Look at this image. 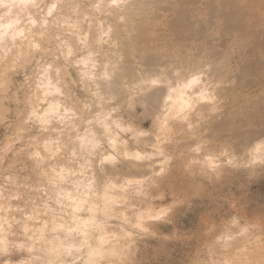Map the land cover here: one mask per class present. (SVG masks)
<instances>
[{"label":"rangeland","instance_id":"rangeland-1","mask_svg":"<svg viewBox=\"0 0 264 264\" xmlns=\"http://www.w3.org/2000/svg\"><path fill=\"white\" fill-rule=\"evenodd\" d=\"M63 1L66 2L65 4H68V3H71L73 0L72 1L71 0H63ZM63 1L59 2V4L63 3ZM79 1L80 0H78V1L74 0L73 3H71V4H74L75 2L79 3ZM82 1L83 2L80 1L79 4L83 3L84 4L83 6H88L85 9L88 11V13H90L88 9H89L91 4H89V2L87 0H82ZM175 1H176V3H175L176 6L173 5L172 9H174V10H172V11L170 10L169 13L166 12L167 11V9H165L166 7L162 8L161 5H158V8L156 6L153 10H151V9L149 10L148 9L149 7H148L146 12L143 11L144 13L147 14L146 17H143V20H144V18H146L145 19L147 21L146 24H148L149 26H152V25L156 26V22H157V25L160 24V27L159 28L157 27L155 30V33H154L155 35H153L152 33L148 34L147 33L148 30L146 32L144 29L146 26H144V25L142 26L141 24H139V22L142 18L141 16L134 18V20H136V21L139 20L137 25H139L138 27H140V26L141 27L138 28L137 31L135 30V32H133V34H131L132 32L129 34V35H133V36H129L127 34L125 36L124 33H123L124 35L121 33V32H123V30L119 31V29H122V27H124V28L126 27V30H127L128 25L126 26L124 23L128 24V22H125V21L123 23L121 22V24L122 25L124 24L125 26L124 25L122 26L120 24V21H116L115 19H114V21H115L114 22L113 19L110 18V16H108L109 13L107 11H106V13H108V14H106V15H104L105 14L104 13V14H101V16H100L101 12L99 13V11H98V13H95L96 15L95 14L93 15V16H95L93 18H96V20H99V22L101 21L102 31H105L107 26L110 27L112 25L111 29L109 28L110 32L106 31V32L110 33V34L107 33V35H110L107 38L111 37V34H112L111 30L114 27L113 26L114 24L117 25L116 33L118 35L121 34V35H119L120 37H118L117 34H116V36L113 34L114 39L116 41L113 39V36L111 39L114 40V42L110 38L106 39L105 38L106 34H105L104 38L106 40H108V42L106 41V43H102L103 45L101 44V45H97V47L95 46L96 47V48H94L95 51L96 50H97L96 52H98L99 50L100 51L98 52V54L96 52L95 53L93 52L94 55L93 54L91 55V56H95L97 54L98 58L96 56L93 59L91 56L88 55V58L91 57L90 59H92L93 61L95 60L96 62H98V60H100L99 62H101V64H99V62L97 63V64H99L98 69L96 70L98 72V73L96 72L97 75H99L101 73V71H104V72L107 71L108 72L107 68L110 69L109 73L112 71L113 72L117 71L120 68V65H118V64L124 62V60H122L123 58L124 59L126 58L128 63L125 61V63H127V65L124 63L125 65L121 64L122 65L121 67H123V66L128 67V65H130V63H129L130 61H131V64H135L136 62H138L140 60L139 57L142 54L140 49H142L144 51L143 48L147 45V44L142 43L144 41H145V43H146V41L147 42L149 41L148 45L153 43L152 45H154L155 48L158 47L156 45L158 43H159V45L161 43L164 44V45L163 44L160 45V48H161L160 50H164V52L162 51L163 53L161 52L162 55H160V53L158 55L155 54L156 56L160 55L159 58L157 57V59H161L164 56L161 60H155V55H153V54L151 55L150 52L147 53L149 59H150L149 55L152 56L151 57V58H153L152 61H154L155 64H159V63L161 64L163 61L165 62V60L169 59L168 53H170V52H168V50L166 51L165 47H167V48L173 47V48H175L176 52H178V51L180 52L185 47L193 48V47L197 46L199 49L203 47L202 48V50H203L202 59L205 60L204 61L205 63L203 62L204 64H202V66L198 63V65L195 66L196 69H195V67L194 68L192 67V69L194 71H196L197 68L199 67V65L201 66V68L204 67V69H202V70L205 72H202L201 69L199 70V72L197 71L198 73H204L203 74L204 78L208 77L209 75H212L213 72L222 69L220 86L224 89L220 93L223 96V98H219L217 96L216 91H213V90L210 91L211 100H209L205 104L208 107V109H205L201 112H196L195 110H192V111H190V114L186 117V120H185V118L183 120H176L173 117H170V119L168 120V122H169L168 125H170L171 128L169 127L170 130H168L167 133H164V135L158 136V140L160 141L158 146L161 149V150L159 149V152H161V153L160 154L158 153L155 157V159L161 158V160H162V163L158 162L156 165V167L157 166H158V168L160 167L158 169L159 171L162 170L160 173L161 175H158L159 177L156 180V185H154V186L151 185V186L145 187L144 190H145V192H147V195L144 197V201L143 200L142 201L133 200V201H131V203L135 204L133 206V208H130V209L127 208L126 209L127 212H129V213L133 212V210L137 211L138 209H143L142 207H144V209H145L148 205L147 203L152 202L154 200L153 198L156 197V200H154V202L156 201V203L159 206V208L156 211L157 212L163 211V213L161 214V216L159 218H157L155 220L154 219L148 220L147 221L148 229L146 228L145 230H142L143 233L141 232V230L139 232L138 229H135L128 224H125V227H127V229H131L130 231L132 233V238H129V239L127 238L125 240L124 239L122 240V242L124 244L125 243L129 244V246L127 244L125 247L126 248L125 258H124V260L112 258L111 259L112 261H110V262H111V264H114V263H116V264H257V263L258 264H264V148L260 149V150L259 149L256 150V148H257L256 144H262L264 147V61H263L264 60V51H263L264 50V0H230V2H229V0H224L225 2L223 0H195V1L194 0H187V2H185L186 0L185 1L180 0L179 2H178V0H175ZM231 1H232V3H231ZM76 3H75V5H76ZM59 4H58V6H59ZM180 4H181V6H180ZM63 5H60L56 9V11ZM77 6L79 7V5H77ZM80 6H82V5H80ZM117 6H118V4L113 5L112 8H114V7L116 8ZM183 6H186V8ZM231 6H233V7H231ZM91 8H93L92 5H91L90 9ZM156 8L158 9V11ZM183 9H186V11ZM192 9H193V11H191ZM79 10H80V8H78V11ZM86 10L84 12L87 13ZM189 10H190V12H189ZM231 10H232V12H231ZM81 11H79L80 15H82L83 18L85 17L84 19L82 18L84 20V22L81 23V26L83 28L82 32H81L82 33L81 36L84 37L85 34L87 35L88 30H89V28L88 29H85V28L87 27V25L90 26V24H89L90 21H93V20L95 21V19H93L90 16L88 17L87 15H89V14L85 15L86 13L81 12ZM91 11L93 12V9ZM173 11L174 12L178 11V12L174 13ZM181 11H185L186 13L181 12ZM92 12H91V15H92ZM94 12H97V11H94ZM180 12L182 14L185 13L187 16H188V14H190L188 16L190 18L188 19V17H186V15L184 14L182 16L183 18L182 17L181 18L182 19L186 18V19H184V20L178 19V18H180L179 17V14H181ZM152 13H153V15H152ZM156 13H157V15H156ZM222 13H224V14H222ZM154 15L156 17H159V18H156ZM176 15H178V16L176 17ZM72 17H74V16H72ZM97 17H100V18L98 19ZM103 17L107 18V20ZM151 17L153 20L151 19ZM171 17L174 18V19L172 18L173 22L171 20ZM147 18H148V20H147ZM69 19H71V18H69ZM69 19H67V20H69ZM79 19H81V18H79ZM104 19L106 20L105 23H107V24H103ZM88 20H90V21H88ZM109 20H111V21H109ZM211 20H213V21H211ZM170 21H171V23H170ZM179 21L180 22H182V21H186V22L188 21L189 22V23L187 22L188 27H189L188 28L189 31L185 29L187 27V26L185 27V25H184V24H187L186 22L179 23V24L184 25V26H182V27H184V29H181V26L175 27L176 30H178V28H180V30H182V34L184 36H180L179 35L180 33L177 35V33L174 32L175 31V29L173 28L175 26L174 23L175 22L178 23ZM202 21H204V22H202ZM87 22H89V23H87ZM111 22H112V24H110ZM113 22H114V24H113ZM66 23H68V22H66ZM96 23L98 24V22H96ZM96 23H95V25H96ZM65 24H63L62 28L63 27L65 28V26H68ZM119 24L121 27L118 26ZM163 24H165V25L162 26ZM231 24H233V25H231ZM105 25H107V26L105 27ZM247 26H248V28H247ZM103 27H104V29H103ZM193 27H194V29L196 28L197 32H199L201 34L200 37L198 35L199 33L195 32L196 29L194 30ZM172 29H174V30L172 31ZM58 30H57V28L55 30H53L54 33L51 30L52 31L51 36L53 39L50 36L51 32H48L49 36L48 35L47 36L49 38H51L50 39L51 41L48 38H45L46 36H44L40 39L41 48L39 46V49L45 48V52H47L48 54L45 53V55H44L43 50H39V52H38V50L36 49V50H34L35 55L33 54L34 51L31 53L34 55V57H30V54H29L27 56V58L26 57L24 58L25 59L24 61H23V59H21L22 61L16 59V62H15V60H13V59L11 60V58H13V57H11V58L7 59L9 61L6 60L8 63L7 64L5 61L0 60L2 62V63H0V67L3 65L0 68V74H2V72L5 73V71H3L4 69L5 70L6 69L8 70V68L13 69V67L15 65L17 66V64L21 63L20 67L18 65L19 69H18V67L16 68V66L14 68L18 71L11 69L12 71L8 70L9 74L7 72L5 73L6 77L4 74H2L3 75V76H1L2 78L0 77V79H1L0 83H1V81H2V83L4 81V84L6 83L5 85H8V90H7V88L2 83H1L2 85L0 84L1 85L0 90H2V91L6 90L7 91L6 93H4V91L3 92L0 91V93H1L0 94L1 95L0 96V102L1 101L4 102L2 104L5 106L6 109H9L7 112L5 110V108L4 109L2 108L3 105L0 104V108H1L0 109V113H1V115H0V149H1L0 150V158H1L0 159V190L2 192V196L4 195L3 198H2V196L0 197V205H2L4 203L2 205V207L7 208V205H9L8 203L10 201V206L15 207V209L13 208L9 212L6 210L7 211L6 214L10 213L9 217L10 218L12 217L11 218L12 221H14L13 218H15V221H17V223L15 221L12 222L13 223L12 224V231L13 232L9 236V241L11 242L13 240V242H11L12 244L9 242L10 246L8 245V248H7L8 251H7V249L6 250L1 249L3 252L5 251L3 253L0 250V264H6V262H8V261H10L9 264H11V262H12V264H14L15 262H16V264H19V263L31 264L33 262V260L34 261L36 260V261L33 262L32 264H44V261H42L43 262L42 263V262L38 261V259H35V258L34 259L32 258V260H31V257H30L31 252L29 255L28 249L26 248L27 246L25 247L27 249V252H26L25 248H24L25 250L22 249L26 245L25 242L29 243V241H31V240L28 239V236H25V232L23 230H21L22 227H20L25 221H27L29 219V218H27V217H29V215L31 216L32 214L33 215L37 214L38 211H42L44 208V205H46L49 202L52 203V199H53L52 197H55V196H52V194H53L52 190L54 188L52 187V185H49L50 183L47 184L48 183L47 177L45 176L46 177L45 178L42 175L43 164H41L40 158L35 156L32 152H34L35 150L37 151V148L41 152L40 148L42 146H40L41 145V142L39 141L40 138H41L40 140L42 141V139L48 138V136L53 137L56 135L54 132H52V133L50 132L48 134L47 133L45 134L44 131H43L44 134L41 133V135H40V132H42V129L40 128L41 126L39 124H34V126H33V124H32L33 127H31V125H30L31 123H30V120L28 118V114H25V113H28V112H25V111H27L26 98L28 97V91L30 92L31 90L34 89L33 87H35V85L37 83V77L39 76V68L41 67L40 65L38 66L39 61H41L40 62V63H42L41 65H43L44 63L47 64L48 62L53 64V62L55 61V63L57 62L56 64H54L55 67H56V65L57 66L59 65L63 68L60 76L64 73L63 72L64 69H67L68 72L66 71V73L70 74L71 78L69 77V75L68 76L65 74H64L65 76L62 75L63 77H65L63 79V82L65 81L64 83H67V87L64 86L63 88L67 89L65 91V93L71 89L70 92L68 93V94H71L69 96L70 100H68L69 105L71 106L72 105L71 103L74 102V105L77 104L75 106L76 110H77L78 106H79V108H78L79 111L82 108L85 110L84 111L82 109L81 113H80V115L83 114L82 116H83V118H85L84 120H83L82 116L80 118V115L77 112V114L79 115L77 120L81 123L77 122V120L75 122H77V124L79 123L83 126L82 127L81 125H78V129L80 130V132H85L86 129L89 128L88 123H85V120H87L86 122H88L89 121L88 118L90 119L93 112H94V115L99 113L100 111H98V109L100 107V104L101 105L104 104V101L108 97V94H107L108 90L106 89L107 86H104V84L101 85V83L106 82V80L103 79L102 80L103 82L100 81L101 83L97 82L98 80H101L104 77L97 78L96 83L94 82L95 85H94L93 81L92 82L91 81L88 82V80H85V82L82 81L83 80L81 78L82 75L79 77V75H80L79 73H81L80 72L81 67L78 64H74L75 62L73 63L72 61H75L76 57L78 58L77 60H79V58H82V56H84V52L86 50L84 51V49H81V51L79 50V51L75 52L76 54H70V55L66 54L67 52L65 50H67V49H66V46L64 45V42H65V39L68 35V32L64 31L63 29L60 30L59 28H58ZM84 30H87V31H84ZM138 30H141V31H139V33L144 31V34L145 33L147 34V35L145 34V40L144 41H143L144 38H140V39H142V41H141L142 45L141 46H140V43L138 42L140 39L135 38L136 36L134 37V35L139 34V33H136V32H138ZM184 30H186L185 31L186 33L184 32ZM204 30H206L207 32L205 31V33H204ZM171 31H172V34H175V35L171 34L169 37H166L169 35V33H171ZM56 32H60L62 35L59 34L61 36L56 37L55 36L57 34ZM193 32H195V33H193ZM127 33H129V32L127 31ZM157 33L159 34L160 39H154V41H152V39L146 40V37L148 38L149 36H151V37L156 36ZM229 33H231V34H229ZM63 34H65L66 37H64ZM186 34L187 35L189 34V35L187 36ZM193 34H195V35L193 36ZM225 34H228V35H225ZM234 34H236V35H234ZM69 35H68V37H70V39L67 37L69 40H72L71 38H73V36H75L74 37L75 39L77 37L76 35H72V37H71L70 33H69ZM62 36L64 37V39ZM122 36H124V38H125V39H123V41L126 39L128 40L130 38L132 39V37H134L132 40H134V41L136 40V43L139 45H136V43L134 41L132 42L130 40L131 42H128V44L130 43L129 44L130 46L132 44H134L133 46H131L133 49L131 47H129L128 45H126L127 42L124 43L125 46H124V44L122 46V44H121L122 42H120V41H122ZM176 36H177V38H176ZM195 36H196V38H195ZM116 37L118 39L121 38V40L119 39L120 44H118V39ZM138 37H139V35H138ZM181 37H185L184 38L185 41L181 42V40H180L181 44H179L178 40H176V39H178V38L183 39ZM201 37H203L204 39ZM227 37L230 40H228ZM58 38H60L61 41L58 40ZM187 38H188V40H187ZM220 38H221V40H220ZM43 39H45V40L47 39V40L45 41ZM62 39L64 40V42ZM68 39H66V41H68ZM105 39H104V42H105ZM198 39H200V40H198ZM201 40H202V42H201ZM241 40H243V41H241ZM244 40L246 41V44L244 43L245 42ZM82 41H84V39ZM110 41L115 43V46H113V43ZM227 41H228V43L224 44V42H227ZM61 42L63 43V45L60 44ZM109 42L111 43V45ZM116 42L121 47H119L116 44ZM164 42H168L169 44H165ZM170 42H173V44H171L172 47L170 46ZM185 42H187L188 44ZM58 43L60 46L61 45L64 46V47L61 46L62 49L65 48L64 52L62 51V49H61V51H59V49L61 47L58 46L59 48H57ZM183 43L185 44L184 47H183ZM205 43H207V44H205ZM212 43H213V46H212ZM241 43L243 45H241ZM143 44H144V46H143ZM174 44H176V45H174ZM216 44H218L219 46L217 45V48H216L217 50H215L216 51L215 52L213 50H214V47H216ZM78 46L79 47L83 46V44L81 45V41L78 43ZM111 46H113L114 48L116 47L115 51H113V48ZM134 46L136 48H134ZM139 46H140V48L138 50L137 47H139ZM176 46L182 47L183 49L182 48L180 49L178 47H177L178 49H176ZM207 46H208V49H212V50H210L208 52L207 51L208 49H206ZM220 46H222V47L224 46V47L222 48ZM254 46H255V50H254ZM100 47H102V48H100ZM106 47L109 49L110 52L107 51L108 49ZM122 47H124V48H122ZM225 47H226V49H225ZM47 48L50 50H48ZM111 48H112V50H111ZM117 48L123 49V51L122 50L120 51ZM127 48H128V50H127ZM162 48H164V49H162ZM187 48H185V49L187 50L188 54L194 53V52L190 53V51L192 49L188 51ZM105 49H106L107 53L105 52ZM136 49H137V51L141 52V54H139L138 52L136 53ZM157 49H159V47ZM257 49L260 51H258ZM52 50H53V52L55 51L57 55L56 54L52 55ZM103 50H104V53H106V54L103 53V55H101L100 52L102 53ZM36 51L38 53H36ZM125 51L126 52L128 51V53H126ZM121 52H123V53H121ZM124 52H125V54H124ZM166 52H167V54H166ZM214 52L215 53L218 52L217 54H220V55L216 54L217 57H215L216 55ZM39 53H41V54H39ZM62 53L64 55H66L67 59H65V57ZM79 53H82V56H80L81 54L79 55ZM110 53H111V55H110ZM86 54H88V53L86 52L85 56H87ZM108 54L110 55V57ZM121 54H123V56H121ZM126 54L130 55V56L127 58L126 56H124ZM164 54L167 56L165 57ZM39 55H40V57H38ZM72 55L73 56L75 55V56L73 57ZM99 55H100V59H99ZM104 55H107V57ZM212 55H214V57ZM111 56H112V58L115 57V58H113V61H110V60H112ZM206 56H207V58H206ZM35 57H37V58H35ZM135 57L138 58V61H136ZM260 57H262V58H260ZM40 58H41V60H39ZM101 58H103V59L108 58V61H106L107 59L101 60ZM114 59H118L117 61L119 63L116 60L114 63ZM208 60L210 61V65L207 66L206 62ZM17 61H20V62L17 63ZM25 61H29V62L24 64L23 62H25ZM102 61L104 62V64ZM11 62L14 63V64H12V65H14L13 67H12V65L10 66ZM105 62H111V63H109V65L112 64L111 66H114L115 69L111 70V68L109 66L105 67L106 65H108ZM215 62H216L218 67L216 66ZM207 63L209 64V62H207ZM213 63L215 64V66ZM23 64L25 65V69H23L24 68ZM36 64L39 68L36 66ZM136 64L138 65V66L135 65L136 67L131 66V65L128 68L126 67L127 71H132V72H130L131 75L129 74V77L130 76L132 77V75H134V76L137 75L136 77H138L137 73L140 72V68H142V67H140L141 65L139 66L138 63H136ZM103 65H104V67H101ZM5 66L7 68H4ZM117 66L119 67L118 69L116 68ZM61 67H59L60 71H61ZM137 68H138V70H137ZM211 68H212V70H211ZM219 68H221V69H219ZM30 69H32L33 71ZM41 70L42 69H40V71ZM29 71H31V72H29ZM164 71L166 73H164ZM59 72H58V74H59ZM162 72H163L162 75L158 76V77H163V78H161V80L165 79L166 81H168V84L172 83L170 85L176 84L177 80L175 79V77L172 76L171 77L172 80H171V78L169 76H167L168 75L167 74L168 69L164 70V68H162ZM135 73H136V75H135ZM7 75H9L10 77ZM129 77L127 76L128 80H129ZM29 78L31 81L29 80ZM167 78H169L171 80V82L169 79L167 80ZM9 79L11 80V83L8 84V82L10 81ZM72 80H73V82L76 83V85H75V83L73 85ZM12 81H13V83H12ZM25 81H27V82L30 81V83L28 82V84H27V82H25ZM80 81H82V82H80ZM83 82L86 83V85ZM90 82L93 83L94 86ZM124 82H126L125 77H124ZM22 83H24V84L22 85ZM87 83H88V85H87ZM97 83L100 84L99 86H101V88L98 87V85H96ZM249 83H250V86H249ZM82 85L84 88L87 86H90V88L89 87H87L85 89L81 88ZM163 85H165V84H163ZM176 85H178V84H176ZM69 86L71 88H69ZM102 86H104V87H102ZM95 87H96V89H94ZM97 87H98V90H97ZM3 88H6V89H3ZM102 88L105 90H103ZM92 89L94 91H92ZM101 89L103 91H105L103 93L104 95L101 94L102 93ZM95 90H97L101 94V96L103 98H105V100L103 99L104 101L102 100L103 102L101 101L102 103L100 101H98L100 99H98L99 96L96 93L97 91L95 92ZM100 90H101V92H100ZM137 90L138 89H135V90L131 89L130 91L132 93L130 92V94H133L135 91L138 93L139 90L138 91ZM88 91H90V95L88 94L89 93ZM91 92L93 94L94 93H96V94L93 95V94H91ZM73 93H75V94H73ZM130 94H129V92H128V94L126 93V95H130ZM134 94H133V96H134ZM95 95L98 96V98H96ZM138 95H136V97H134V98H137ZM3 96L7 97V98L4 99ZM86 97H87V99H86ZM78 98H79V100H78ZM95 98L98 100H96ZM95 100H96V102H95ZM107 100H106L107 104L106 103L104 104L105 106H108V105L113 106L111 108H113L114 110H115V106H116V109H118V112H117V110H115V112H113V113L117 112V114H119L120 111L122 109H124V107H125L124 106L122 108L123 104H121V107L118 106L119 98L113 99L114 102L112 101V99H109L110 100V101L108 100L109 104H108ZM70 101H72V102L70 103ZM89 101L91 102L90 104H89ZM97 101L100 102V104ZM85 102H88V103H85ZM66 103H67V101H66ZM116 103H117V105H116ZM91 104H92V107L89 106ZM95 104L96 105L99 104L98 108H96L97 106ZM111 104H114V105H111ZM136 104H137L136 105L137 108L142 109L141 108L142 103L138 102ZM81 105H83V106H81ZM93 105H95V109H96L95 111H94ZM102 107L103 106H101L100 108H102ZM88 108L89 109L92 108L91 111H93V112L90 113V110L88 112V110H87ZM143 109H144V107H143ZM209 109H210V111H209ZM114 110H112V111H114ZM133 110H135V108H133ZM82 111H83V113H82ZM95 112H97V113H95ZM162 112L166 113L167 111L165 109H163ZM87 113H89L90 115L88 116ZM24 115H26V116H24ZM94 115H92V116H94ZM26 117L28 119H25ZM146 117L147 116H145L146 120L143 121V123L145 125L151 119L150 116L147 118ZM257 117H259V118H257ZM74 119H76V117ZM25 121H26V123H25ZM38 126H40L39 129H38ZM84 126H85V128H84ZM27 128H29V130ZM153 130L154 129H151L153 134H155V130L154 131ZM72 132L70 133L71 138L73 136H75V134L77 133L76 131H72ZM166 134H167V136H166ZM221 134H222V136H221ZM37 135L40 137H35ZM42 136L44 138H42ZM253 136H254V138H253ZM34 137H35V139H33ZM250 138H252V140ZM190 139H193V140H190ZM205 139L207 141H205ZM65 140L67 141V139H65ZM196 140H198V141H196ZM32 141H35V142H33L35 144H31ZM190 141H191V143H190ZM103 143H102V148L104 149L103 152L98 151L97 153L100 154V153H106L109 151L113 152L110 149L107 142L105 143V141H104ZM36 144H38V145H36ZM64 144H66V142H64ZM64 144H63V148H61V149L65 148L66 151L63 150L64 151L63 152L60 149V151L58 152V158H57L58 161L57 160L56 161L58 163H59V161L61 163L63 162V164L64 163L67 164L66 166L71 167L72 169H73V167H74V169L76 167L78 169L79 166H81V165H79L80 162L82 164L83 160L85 161V159L82 157V155H80V156L78 155L77 157H74L72 159V156L70 155L71 154L70 148L72 146L71 143L69 142L68 143L69 145L66 144L67 146H65V147H64ZM177 144L178 145L180 144V145L178 146ZM33 145H34V147H33ZM182 145H185V146L182 148V147H180ZM177 146L179 148H182V149H179L180 150L179 151ZM234 149H236V151ZM42 151H43V149H42ZM69 152H70V154H69ZM97 153H96V155H97ZM99 154L97 156L95 155L96 156V162L98 165L96 163H94L95 161L92 162L93 160H91V162L89 161L88 164H91L92 166H94L96 164V166H95L96 168L98 166L100 168L101 167L103 168L104 163L108 164L107 161L98 160L99 158H97V157H99ZM32 155H34V156H32ZM222 155L225 157H223ZM95 156H93V157H95ZM79 157H81L83 160H81V158L78 159ZM93 157H91V159ZM208 158L213 159L215 161V163L210 165L208 163V160H209ZM93 159H95V158H93ZM51 161L53 162V160H51ZM70 163H71V165H70ZM93 163H94V165H93ZM95 167H92V168H95ZM99 167L97 169L98 172L102 171V169H100ZM148 168H147V171H149V172L151 171V173L146 172L145 171L146 169L142 170V173H144L143 171H145L146 173H148V174H146L148 176V179L153 180L154 176L153 177H151V176L156 175V172L155 171L152 172V170H154V168L153 169L152 168L148 169ZM128 172L129 171H126V173H128ZM39 173H41V174H39ZM149 176L152 179L149 178ZM48 187H51V188L49 189ZM44 190H46V191H44ZM54 193H55V191H54ZM151 196H152V199H151ZM3 200H5V201H3ZM160 200H162V201H160ZM157 204H155V205L157 206ZM161 205H163V206H161ZM123 207H125V205H123ZM3 213H4V211H3ZM13 214H14V216H11ZM39 218L48 221L49 225H51L50 224L51 221L49 220L50 218H48L47 215L41 214ZM120 221H121L120 219H111L110 224H109L111 226L109 228L111 230H118L119 228L116 225H119L118 223H120ZM133 229H135V231ZM137 230H138V232H137ZM140 234H142V235H140ZM134 237H136V238H134ZM18 242H24L21 244V246H22L21 248H20V246L17 245V244H19ZM27 260H30L31 262H29V261L27 262ZM21 261H24V262H21Z\"/></svg>","mask_w":264,"mask_h":264},{"label":"bare ground","instance_id":"bare-ground-1","mask_svg":"<svg viewBox=\"0 0 264 264\" xmlns=\"http://www.w3.org/2000/svg\"><path fill=\"white\" fill-rule=\"evenodd\" d=\"M61 1H63V0H0V58H1L0 60L5 61L7 63V61H9L7 59L13 57V58H11V60L13 59V60H15V62H16V59H18V60L23 59V61H24L25 60L24 58L25 57L27 58V56L29 54H30V57H34V55H35L34 50H36V49L38 50V52H39V50H43L44 55H45V53H47V52H45V48L39 49L40 39L42 37L46 36L45 38H48L50 40L52 38L51 35H52L53 30H55L56 28H57V30H58V28L60 30L63 29L64 31L68 32V35L70 33L71 37H72V35H76L78 38L76 37V39H75L74 38L75 36H73V38H71L72 40H69L70 37H68V35H67V37L69 38L68 39L65 36V34H63V36L66 37V39H68V41H66V39H65V42H64V40H63L64 37L62 36L63 37L62 40H63L64 45L66 46L67 50H65V48L62 49V47H64V46H62L63 43L61 42L60 44H62L61 45L62 47L59 45V43L57 45V48L61 47L59 49V51H61V49H62V51L64 52V50H65L67 52L66 54L70 55V54H76L75 52H77L79 50L81 51V49H84V51L86 50L85 52L83 51L84 56H82V53H79V55L81 54L80 56H82V58H79V60H77L78 58L76 57L75 61H72L73 63L75 62L74 64L80 65V67H81L80 72L81 73H79V72L78 73L80 74L79 77L82 75V77H81L83 79L82 81L85 82V80H88V82L93 81V83L94 82L96 83L97 78L104 77L101 80H98L97 82H100L103 79L106 80V82H103V81H102L103 83L100 82L101 85L104 84V86H107V88L105 87L108 90V91L106 90L107 94H108V97L106 98V100L112 99V101L114 102L113 99L119 98L118 106L121 107V104H123L122 108L124 106L125 107H124V109H122L120 111L119 114H117L118 109H116V106H115V110H117V112L113 113V112H115V110L113 108H111L113 106H109V105L105 106L104 105L106 103V100H105V98H103L101 96V94H103L105 92V91H103L105 89L102 88L103 90L101 89L102 93L100 94L97 90H98V87L101 88V86H99L100 84L97 83L96 85H98V87H97V90H95V92L97 91L96 93L98 94L99 98L96 95H95V97L100 99V100H98L96 98L95 99L100 101V102L104 99L105 101L103 100L104 104H102V105L100 104V102L97 101L100 104V107L101 106H103V107L102 108L99 107L98 111H100V112L99 113L95 112V113H97L95 115H94V112L91 111L92 108L87 109L88 112H89V110H90V113L93 112L92 115H94V116L91 115L90 119L88 118V120H89L88 122H86L87 120H85V123H88L89 128L87 127L88 129H86L85 132H80V130L78 129V125H81V124H79L81 122H79L77 120V118L80 115L81 110L83 108L79 111V109H78L79 106H78V108H77L78 111H77L75 108V106L77 104L74 105V102L71 103L72 101H70V103L74 106L73 107L72 105L70 106L68 103V100H70L69 96L71 95L68 93L70 92L71 89L70 90L68 89L69 91L66 92L68 94L67 95L65 93V91L67 89L63 88L64 86L67 87V83H64L65 81L63 82V79L65 77L62 76L65 74L67 76L69 75V77H70V74L66 73L67 69H64L63 70L64 73L60 76L63 68L58 65L59 67H61V71H60L59 67L57 65L55 67L54 64H56L57 62L55 63V61H54L53 64L48 62L47 64L44 63L43 65H41L42 63H40L41 61H39V64L38 63L37 64H38V66L39 65L41 66L40 68L36 64V66L39 68V76L37 77V83H36L35 87H33L34 89L31 90L30 92L28 91V97L26 96L27 97L26 98L27 111H25V112H28V113H25V114H28V118L30 120L31 127H33L34 124H39L41 126V127L38 126V129H39V127L42 129V132H40V135H41V133H43V131L45 132V134L46 133L48 134L50 132L51 133L54 132L56 135L53 137L48 136V138H44L42 136V138H44V139H42V141L40 140L41 138L39 139V141L41 142L40 146H42L40 148L41 152L39 151L38 148H37V151L35 150L34 152H32L35 156L40 158L41 164H43L42 175L44 177L45 176L47 177V179H48L47 184L50 183L49 185H52V187L54 188L52 190L53 194L51 192L50 193L52 194V196H55V197H52L53 198L52 203L49 202L46 205H44V208L42 211H38L37 214H34V215L32 214L31 216L29 215V217H27L29 219L27 221H25L20 226V227H22L21 230H23L25 232V236H28V239L31 240V241L28 240L29 243L25 242L26 245L22 249H24L27 246L26 248L28 249L29 255L31 252V255H30L31 260H32V258L33 259L35 258V259H38V261H40V262L44 261V264H111L110 261H112L111 260L112 258H117V259H121V260H124V258H125V255H126V248L125 247L128 243L124 244L122 242V240L123 239L125 240L127 238L128 239L132 238V233L130 231L131 229H127V227H125V224H128V225L132 226L133 228L138 229L139 232L141 230V232L143 233L142 230H145L146 228L148 229L147 221L152 220V219L155 220V219L159 218L161 216V214L163 213V211H158V212L156 211L159 208L156 201L154 202V200H156V197L153 198L154 200L152 202L147 203L148 205L145 209H144V207L141 206L143 209H138L137 211L133 210V212H130V213L127 212V210H126L127 208H129V209L133 208V206L135 205V204L131 203V201H133V200H138V201L143 200L144 201V197L147 195V192H145V190H144L145 187H148L151 185H153V186L156 185V180L159 177L158 175H161L160 173L162 170L159 171L158 169L160 167L158 168V166L156 167V165L158 162L162 163V160H161V158L155 159L156 155L158 153L159 154L161 153V152H159L160 148L158 145H159L160 141L158 140V136L164 135V133H167V131L170 130L169 129L170 125H168V123H169L168 120L170 119V117H173L176 120H183L184 118L186 120V117L190 114V111L195 110L196 112H201L205 109H208V107L205 104L209 100H211V95H210L211 90L216 91L217 96L219 98H223V96L220 94L222 92V90H224L220 86L222 69L219 68L221 70L215 71V72H213L212 75H209L208 77L204 78L203 77L204 73H198L200 69L201 70L204 69V67L201 68L202 64L205 63L204 62L205 60L202 59V54H203L202 48L203 47L200 49L197 46H195L193 48L185 47L188 49V51L192 49L190 51V53L194 52L192 54H188V52L185 48L183 49L182 47H178V46H176V49L182 48L183 50H181L180 52L179 51L176 52L175 48H173L171 45V44H173V42H170V46L172 48L169 47L170 48L169 49V48L165 47L166 51L168 50V52H170V53H168L169 59L165 60V62L162 60L163 62L161 64L160 63L155 64V62L152 61V59H153V58H151L152 56L149 55V57H150V59H149L147 53L150 52L151 55L152 54L158 55L160 53V55H162L164 50H160L161 49L160 45H162L163 43L160 42L161 43L160 45H159V43L156 44L159 47V49H157L158 47L155 48L154 45H152L153 43L148 45L149 41L148 42L146 41V43L144 41L146 33L144 34V31L139 33V31H141V30H138V32H136V33H139V34L134 35V37L136 36L135 38H137V39L138 38L139 39L144 38L143 39L144 42H142V43L147 44L144 48L142 47L144 49V51L142 49H140L142 52V54H141V52L137 51V49L139 50L140 46L142 45V43H141L142 39H140L138 41L140 43V46L137 47L136 53L138 52L139 54H141V56L139 55L140 56L139 61H138V58H136L137 57L136 56L135 58H136V61H138V62H136V61L135 62L138 63L139 66L141 65L140 67H142V68H140V72L137 73L138 77H136L137 76L136 73H135L136 76L132 75V77L131 76L129 77V74L131 75L130 72H132V71H127L126 70L127 66L121 67L125 63V61L128 63L126 58L125 59L121 58L122 60H124V62L118 64V65H120V68L117 66L116 68L117 69L119 68L117 71H114V72L112 71L109 73L110 69L107 68L108 72L107 71L104 72V71L100 70L101 73L100 72L99 73L101 75L100 74L97 75L98 72L96 70L98 69V65L101 64V62H99L100 60H98L99 64H97L98 62H96L95 60L93 61L90 58L92 57L94 59V57H96V56L98 58L97 54L100 50L98 52H96L97 50L95 51V49H94L97 47V45H101L102 43H106V41L108 42V40H106V39H109V38L111 39L112 36L114 39V35L116 36L117 25L114 24V22H115L114 19L116 21H120V24H121V22L123 23L124 21L128 22V24L124 23L126 26L128 25L127 30H126V27L125 28L122 27V29H119V31L123 30V32H121V33L122 34L124 33L126 36V34L129 35L131 32H132L131 34H133V32H135V30L137 31V29L141 27V26L138 27L139 25H137L139 20H137V21L134 20V18L141 16L142 17L140 20L141 23L139 22V24L147 27V28L145 27L144 29L146 32L148 30V32H147L148 34L152 33L153 35H155L154 34L155 30L157 27L158 28L160 27V24L157 25V22H156V26H154V25L149 26L148 24H146L147 23V21L145 20L146 18H144V20H145L144 21L143 17H146L147 14L144 12L147 11L148 7H149L148 8L149 10L150 9L153 10L156 6L158 8V5H161L162 8L166 7L165 8V9H167L166 12L169 13L170 10L171 11L174 10L172 8H173V5H175L176 1L175 0H102V1L101 0H87L89 2V4H91L93 6V8L90 9V7H91V5H90V7L88 9L90 13H88V11L85 9L88 6H83L84 5L83 3L79 4L80 1L83 2L82 0H80L79 3L77 2L78 4L75 2L76 5H75V3L71 4V3H73L74 0L73 1L71 0L72 2L68 3V4H65L66 2H64V1H63V3L59 4V2H61ZM179 1L180 0H178V2ZM185 2H187V0ZM229 2H230V0H229ZM231 3H232V1H231ZM58 4H59V6L63 5V4L64 5L61 6L56 11V9L59 7ZM116 4H118V6L116 8L115 7L112 8L113 5H116ZM77 5H79V7ZM80 5H82V6H80ZM180 6H181V4H180ZM77 7L80 8L79 11H81L82 9L83 10L85 9L87 11V13L84 12L85 10L84 11L82 10L81 12L86 13L85 15L89 14L87 16L88 17L90 16L92 18L95 17L93 15L95 13H98V11H99V13L101 12L100 16H101V14L105 13L104 15H106L109 13L108 16H110V18L113 19V21H114L113 26L115 27V28L113 27L111 30V33H112L111 37L107 38L108 36H110V35H107V33L110 32L109 28L111 29L112 25L111 26L109 25L110 27L105 25V27L107 26V28L105 31H102V23H101V21L99 22V20H96V18H93V19H95V21L98 22L99 25L94 20L93 21L96 23V25L93 21L88 20V21H90V23L89 22H87V23H89L90 26L87 25V27L85 29L89 28V30H88L89 34L87 33V35H86L85 34L86 32H85L84 37H82L81 32H82L83 28L81 26V23L84 22L83 19L85 17L83 18V16L80 15V12L78 11ZM183 7L186 8V6H183ZM231 7H233V6H231ZM92 9H93V12L91 11ZM183 10L186 11V9H183ZM94 11H97V12H94ZM106 11L108 13H106ZM157 11H158V9H157ZM185 11H181V12H185ZM191 11H193V9ZM91 12H92V15H91ZM177 12H174V13H177ZM189 12H190V10H189ZM231 12H232V10H231ZM184 14H182V13L179 14L180 18H178V19H182L183 18L182 16ZM222 14H224V13H222ZM152 15H153V13H152ZM156 15H157V13H156ZM189 15L190 14H188V16ZM72 16H74V17H72ZM177 16L178 15H176V17ZM188 16L186 15V17H188ZM69 18H71L72 20ZM79 18H81V19L83 18L82 19L83 21ZM97 18L99 19L100 17H97ZM103 18H105V17H103ZM156 18H159V17H156ZM172 18L173 17H171V20H172ZM189 18L190 17H188V19ZM67 19H69L70 21ZM105 19L107 20V18H105ZM105 19L103 20V22H104L103 24H107V23H105L106 22ZM151 19H152V17H151ZM184 19H186V18H184ZM184 19H182V20H184ZM147 20H148V18H147ZM109 21H111V20H109ZM180 21L178 23H176L177 21L174 23L175 24V26L173 27L175 29L174 32L177 33V35L180 33L179 34L180 36H184L182 34V30H180V28H178V30H176L175 27L181 26V29H184V27H182V26L185 25V27L187 26L185 29L188 30V28H189L188 23L189 22L187 21L188 22L187 23L186 21H182V22L187 23V24L182 25V24H179V23H182ZM211 21H213V20H211ZM66 22H68V23H66ZM172 22H173V20H172ZM202 22H204V21H202ZM170 23H171V21H170ZM63 24L68 25V26H65V28L64 27L62 28ZM110 24H112V22ZM120 24L118 25L119 27H121ZM164 25L165 24H163L162 26H164ZM231 25H233V24H231ZM247 28H248V26H247ZM103 29H104V27H103ZM174 29H172V31ZM193 29H194V27H193ZM186 30H184V32ZM84 31H87V30H84ZM106 31H109V32H106ZM127 31L129 33H127ZM172 31L166 37H169L172 34ZM205 31L206 30H204V33H205ZM48 32H51V34H50L51 38L48 37L49 36ZM195 32H197V29L195 30ZM195 32H193V33H195ZM53 33H54V31H53ZM56 33H57L55 35L56 37L57 36L59 37L62 35L60 32H56ZM197 33H199V32H197ZM59 34H61V35H59ZM105 34H106V37H105ZM229 34H231V33H229ZM119 35H121V34H119ZM119 35H118V37H120ZM138 35H139V37H138ZM172 35H175V34H172ZM194 35L195 34H193V36ZM198 35L200 37L201 34L199 33ZM225 35H228V34H225ZM234 35H236V34H234ZM129 36H133V35H129ZM134 37H132V39ZM203 37H201V38H203ZM103 38L105 39V42H104ZM176 38H177V36H176ZM181 38H183V39H180V38L176 39V40H178L179 44H181L180 40H181V42L185 41L184 40L185 37H181ZM195 38H196V36H195ZM83 39H84V41H82ZM119 39L121 40V38H119ZM119 39H118V44H120ZM123 39H125L124 36H122V41H120V42H122L121 43L122 46L126 42H127L126 45H128L129 47L134 45V44H132L130 46L129 45L130 43L128 44V42L134 41L131 38L128 39L129 41L127 39H126L127 41L126 40L123 41ZM147 39H152V41H154V39H160V37H159V34L157 33L156 36H152V37L149 36L148 38L146 37V40ZM227 39H228V37H227ZM43 40H45V39H43ZM58 40L61 41L60 38H58ZM114 40H112V41L114 42ZM187 40H188V38H187ZM198 40H200V39H198ZM220 40H221V38H220ZM228 40H230V39H228ZM80 41H81V45L83 44V46L79 47L78 43ZM112 41H110V42H112ZM241 41H243V40H241ZM134 42L136 43V40ZM201 42H202V40H201ZM164 43L169 44L168 42H164ZM185 43H187V42H185ZM225 43L227 44L228 41L224 42V44ZM244 43L246 44V41ZM116 44H117V42H116ZM144 44H143V46H144ZM205 44H207V43H205ZM110 45H111V43H110ZM136 45H139V44L136 43ZM174 45H176V44H174ZM184 45L185 44L183 43V47H184ZM217 45L218 44H216V47H214L213 51L217 50L216 49ZM241 45H243V44L241 43ZM113 46H115V43H113ZM113 46H111V47L113 48V51H115L116 47L114 48ZM124 46H125V44H124ZM135 46H134V48H136ZM212 46H213V43H212ZM119 47H121V46H119ZM220 47H222V46H220ZM40 48H41V46H40ZM100 48H102V47H100ZM112 48H111V50H112ZM122 48H124V47H122ZM162 49H164V48H162ZM206 49H208V46ZM225 49H226V47H225ZM48 50H50V49H48ZM118 50L123 51V49H118ZM127 50H128V48H127ZM210 50H212V49H208L207 51L209 52ZM254 50H255V46H254ZM33 51H34V53H33L34 55L31 54ZM107 51H109V49ZM258 51H260V50H258ZM38 52L36 51V53H38ZM54 52L52 50V55L56 54V52L55 53ZM86 52L88 53V54H86L87 56H85ZM93 52L94 53L96 52L97 54L95 56H91L93 54ZM105 52H106V49H105ZM125 52H124V54H125ZM103 53H104V50L102 53L100 52L101 55H103ZM106 53H104V54H106ZM121 53H123V52H121ZM126 53H128V51ZM217 53H215V55ZM39 54H41V53H39ZM166 54H167V52H166ZM88 55L91 57L88 58ZM110 55H111V53H110ZM110 55H109V57H110ZM217 55H220V54H217ZM217 55L215 57H217ZM104 56L107 57V55H104ZM121 56H123V54H121ZM124 56H126L128 58L130 55L126 54ZM159 56L155 55V60H161L164 57L163 56L161 59H157V57L159 58ZM166 56L167 55H165V57ZM212 56L214 57V55H212ZM38 57H40V55ZM64 57H65V59H67L66 55H64ZM35 58H37V57H35ZM111 58H112V56H111ZM113 58H115V57H113ZM113 58L110 61H113ZM206 58H207V56H206ZM260 58H262V57H260ZM99 59H100V55H99ZM105 59H107L106 61H108V58H104V59L101 58V60H105ZM39 60H41V58ZM115 60L117 61L118 59H114V63H115ZM12 62L10 63V66L12 64H14ZM18 62H20V61H17V63ZM27 62H29V61H25L23 63L26 64ZM207 62H209V64ZM207 62H206L207 66L210 65V61L208 60ZM0 63H2V62L0 61ZM105 63L108 64V65L105 64L106 65L105 67L109 66L111 68V70L115 69L114 66H111L112 64L109 65V63H111V62H105ZM127 63H125V64L127 65ZM129 63L131 66H134V67L138 66L136 63L131 64V61ZM198 63L201 66L199 65L200 68L197 66L198 67L197 70L194 71L192 69V67L194 68L196 65H198ZM24 64H23V66H24L23 69H25ZM103 64H104V62H103ZM215 64H216V62H215ZM215 64H214V66H215ZM18 65L20 67L21 63L17 64V66L15 65L16 68L18 67ZM130 65H128V67ZM13 66L14 65H12V67ZM15 66L13 67V69L15 68ZM216 66H217V64H216ZM19 67H18V69H19ZM101 67H104V65ZM4 68H7V67L5 66ZM162 68H164V70L168 69V72H167L168 75L167 74L166 75L169 76L170 78L172 76L175 77V79L177 80L176 84H178V85H176V84L170 85V84H172V83H170L172 78H171V80L169 78H167V80L168 79L170 80V82H169L170 84H168V81H166L165 79L161 80V78H163V77H158V76H161L163 73ZM11 69L8 68V70H11ZM40 69H42V70L40 71ZM195 69H196V67H195ZM6 70L4 69L3 71H5V73L6 72L8 73L9 71L8 70L6 71ZM14 70H16V69H14ZM30 70H32V69H30ZM137 70H138V68H137ZM211 70H212V68H211ZM16 71H18V70H16ZM29 72H31V71H29ZM58 72H59V74H58ZM202 72H205V71L202 70ZM5 73L2 72V74H4V75H5ZM164 73H166V72L164 71ZM2 74H0V77L3 76ZM7 76H9V75H7ZM127 76L129 77V80H128ZM5 77H6V75H5ZM124 77H125L126 82H124ZM29 80H30V78H29ZM30 81H28V82L30 83ZM82 81H80V82H82ZM25 82H27V81H25ZM28 82H27V84H28ZM1 83H2V81H1ZM9 83H11V80L8 82V84ZM12 83H13V81H12ZM72 83L74 85L75 82H73V80H72ZM93 83H91V84L93 85ZM95 83H94V85H95ZM2 84L8 90V85H5L6 83L4 84V81ZM23 84L24 83H22V85ZM84 84L86 85V83H84ZM163 84H165V85H163ZM75 85H76V83H75ZM87 85H88V83H87ZM104 86H102V87H104ZM249 86H250V83H249ZM87 87L90 88V86H87ZM87 87H85V88H87ZM6 88H3V89H6ZM69 88H71V87L69 86ZM81 88H84L83 85ZM94 89H96V87ZM131 89L132 90L138 89L139 91L137 90L138 93L135 91L136 93L134 92L135 94L133 93L134 94V96H133V94H130ZM101 90H100V92H101ZM0 91H2V90H0ZM3 91H4V93L7 92L6 90H3ZM90 91H88L89 95H90ZM92 91H94V90L92 89ZM128 92L130 95H126V93L128 94ZM96 93H94V94H96ZM73 94H75V93H73ZM91 94H93V93L91 92ZM136 95H138L137 98H134V97H136ZM5 98H7V97H4V99ZM86 99H87V97H86ZM78 100H79V98H78ZM96 100H95V102H96ZM66 101L68 104L66 103ZM109 101H108V104H109ZM138 102L142 103V107H141L142 109H139L136 107V105H137L136 103H138ZM2 103H4V102L1 101L0 104H2ZM85 103H88V102H85ZM90 103L91 102L89 101V104ZM99 104L98 105L95 104L97 106L96 108H98ZM95 105H93L94 111L96 110ZM111 105H114V104H111ZM116 105H117V103H116ZM81 106H83V105H81ZM89 106L92 107V104ZM143 107H144V109H143ZM2 108L4 109L5 106L3 105ZM133 108H135V110H133ZM163 109H165L167 112L163 113L162 112ZM5 110L8 112L9 109L5 108ZM112 110H114V111H112ZM209 111H210V109H209ZM77 112L79 113V115L77 114ZM82 113H83V111H82ZM0 115H1V113H0ZM82 115L83 114L80 115V118ZM87 115L89 116L90 114L87 113ZM24 116H26V115H24ZM74 116L76 117V119H74L75 118ZM145 116L151 117L150 121L146 125L143 123V121L146 120ZM28 118L26 117L25 119H28ZM82 118H83V116H82ZM257 118H259V117H257ZM84 119L85 118H83V120ZM76 120H77V122H79L78 124H77V122H75ZM25 123H26V121H25ZM32 124H33V126H32ZM85 126H84V128H85ZM27 129L29 130V128H27ZM151 129L155 130V134H153ZM72 131H76L77 133L76 134L74 133L75 136H73L71 138L70 133ZM166 136H167V134H166ZM221 136H222V134H221ZM35 137H40V136L37 135ZM35 137L33 139H35ZM253 138H254V136H253ZM65 139H67V141ZM250 139L252 140V138H250ZM190 140H193V139H190ZM198 140H196V141H198ZM104 141H105V143L106 142L108 143L110 149L113 152L109 151L106 153H100V154L97 153L98 151L103 152L104 149L102 148V143ZM205 141H207V140L205 139ZM33 142H35V141H32L31 144H35ZM64 142H66V144H68L70 142L72 145L70 148L71 154L69 152V154L72 156V159L74 157H77L78 155L79 156L82 155V157L85 159V161H84L81 157L78 158V159L81 158V160H83L82 164H81V162H80V164L78 163L79 165H81V166H79V168L81 167L80 169L79 168L77 169L76 166H75L76 167L75 169H74V167L72 169L71 167L66 166L67 164H65V163L63 164V162L62 163L60 161H59V163L57 162L58 161L57 160L58 152L60 151L61 148H63ZM190 143H191V141H190ZM38 144H36V145H38ZM66 144H64V147L67 146ZM256 145H257L256 150L257 149L260 150V149L264 148L262 144H256ZM184 146L185 145H182L180 147L183 148ZM33 147H34V145H33ZM182 148L178 147V150L182 149ZM42 149H43V151H42ZM61 150L66 151L65 148L61 149ZM234 150L236 151V149H234ZM96 153H97V155L99 154V157H97V158H99L98 160L108 162V164L104 163L103 168L102 167L100 168L98 166L100 169H102V171H99V172L97 170L98 167L97 168L95 167L97 164ZM34 155H32V156H34ZM93 156H95V157H93ZM91 157H93L95 159H93V158L91 159ZM223 157H225V156H223ZM51 160H53V162ZM91 160H93L92 162L95 161L94 163H96V164L94 165V163H93L94 166H92L91 164H88L89 161L91 162ZM208 163L210 165H212L215 163V161L213 159H209ZM70 165H71V163H70ZM91 166L95 167V168H92ZM146 167L147 168L149 167L152 169L154 168V170H152V172L155 171L156 175L151 176V177L154 176L153 180L148 179V176L146 175L148 173H146V172H149V171H147ZM142 170H145L146 172L143 171L144 173H142ZM126 171H129V172L126 173ZM149 173H151V171ZM39 174H41V173H39ZM151 177L149 176V178H151ZM48 188L50 189L51 187H48ZM44 191H46V190H44ZM54 191H55V193H54ZM1 196H2V192L0 190V197ZM3 197H4V195L2 196V198ZM151 199H152V196H151ZM3 201H5V200H3ZM160 201H162V200H160ZM153 202L155 204H157L158 207ZM8 204L9 205H7V208L6 207L4 208V207H2V205H0V250L1 249L6 250L8 248V245L10 246L9 236L13 232L12 231V224H13L12 222L15 221V218H13L14 221H12V219H11L12 217L11 218L9 217L10 213L6 214L7 211L9 212L11 209H13V208L15 209V207L10 206V201ZM123 205H125V207H123ZM161 206H163V205H161ZM3 211L5 214L3 213ZM41 214L47 215V217L50 218L49 220L51 222L50 221L49 222L51 225H49L48 221L39 218ZM11 216H14V214ZM111 219H120L122 221V222L120 221V223H118L119 225H116L119 228L118 230H111L109 228L111 226V225H109ZM15 222L17 223V221H15ZM135 229H133V230L135 231ZM138 230H137V232H138ZM140 235H142V234H140ZM134 238H136V237H134ZM11 242H13V240ZM18 243L19 244H17V245L20 246V248H21L22 247L21 244L24 242H18ZM128 246H129V244H128ZM27 249H26V252H27ZM7 251H8V249H7ZM28 261L31 262L30 260H27V262ZM35 261L33 260V262H35ZM9 262L10 261L6 262V264L7 263L9 264ZM21 262H24V261H21ZM11 264H12V262H11ZM14 264H16V262ZM19 264H21V263H19ZM114 264H116V263H114Z\"/></svg>","mask_w":264,"mask_h":264}]
</instances>
